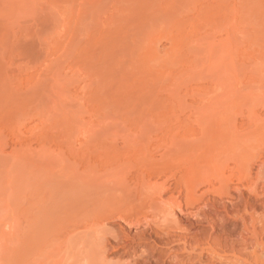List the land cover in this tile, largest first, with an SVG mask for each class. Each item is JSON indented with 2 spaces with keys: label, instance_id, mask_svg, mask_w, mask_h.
Listing matches in <instances>:
<instances>
[{
  "label": "rangeland",
  "instance_id": "374dc122",
  "mask_svg": "<svg viewBox=\"0 0 264 264\" xmlns=\"http://www.w3.org/2000/svg\"><path fill=\"white\" fill-rule=\"evenodd\" d=\"M155 202L229 254L263 232L264 0H0V264H168L117 245Z\"/></svg>",
  "mask_w": 264,
  "mask_h": 264
},
{
  "label": "bare ground",
  "instance_id": "6f19581e",
  "mask_svg": "<svg viewBox=\"0 0 264 264\" xmlns=\"http://www.w3.org/2000/svg\"><path fill=\"white\" fill-rule=\"evenodd\" d=\"M145 188L147 189V191L149 193H151L152 196L159 199L160 202H158V203L160 204V206H162V204H163V207L166 206V208H165L166 210H167V207L169 206L167 211H169V212L173 211V210L178 211L179 218H183V215H188L189 217L186 216L187 217L186 218L184 216V219L185 218L187 220L190 219L195 224L202 222V221H199L198 218L193 219V217L195 218L197 216V213H194L193 211L187 212V213L184 212L180 203H177V201H176L177 197L175 195L172 194L171 197L169 195L170 199L168 198L167 201L163 200V196L169 192V187L166 185V182L165 183L163 182L161 184H157V183H155L153 185L151 184L148 187L146 185ZM186 190H187V194L189 196V198L187 200L190 201L193 198H195V195H194L195 192H194L193 188L186 186ZM158 203H157V206L159 207ZM155 204H156V202L154 203V205ZM152 205H153V203H152ZM154 205L152 207H148V208H150L152 211L156 210L158 207L156 205L154 207ZM203 207L205 209L207 208L204 205H203ZM224 207H225V205H224ZM161 208L162 207H159V209H161ZM164 210L161 209L160 214H163L162 211H164ZM148 211H150V210H148ZM152 213H153L152 215H154L153 217L147 216L146 214L144 216V213H141L143 215V217H141L142 216L141 214H136V216L141 215L139 217H134V216L132 217L130 215H129L130 217L125 216L124 217L125 218L124 223L126 224V228H128V231L127 230H125L127 232L124 231V233H125V235L123 236L124 239L122 238L124 241L119 242V239H118L119 237L113 238L114 240L118 239V240H116L119 242V243L117 242L118 243L117 245L123 246L125 244V242H128V240H130L132 238L131 232H133V230L136 229L139 231H137V233H135L136 235L133 234V239L136 238V239H138L137 240L138 243L145 244V245H149L148 244L149 241L152 242V245H153L152 249L154 251V252L152 251L153 253H159V254L161 253L162 254V252L158 251V248H160V247H163V248L166 247L169 250L173 246L178 247L177 249L172 250V252L170 251L171 252L170 254H172V255H169L170 261L168 264H215V263L216 264L217 263L218 264L219 263L220 264L221 263L222 264L223 263L229 264V261L231 259L228 258L229 259L228 260L225 256H234V257H237V259L242 260V262L248 261V263L250 262L249 259L251 258L250 260L254 259V261H255V262L254 261L252 262L253 264H260V259H261L260 255L264 254V239H263L264 230H263V232L257 231L255 223H257L258 221L256 220V218L253 219L254 217H252V219H253L252 222L246 221V219H244L243 228H242L243 232L241 233V237H240V239L243 240L245 244L247 243L248 239L249 240L253 239L254 240L253 245L251 242L249 243V244H251V246L254 247V248H252L253 250L251 249V247H249L247 245L248 244L247 243L246 245L248 246V248H250V250H252L249 252L248 251L249 249L247 250L246 245L242 243L243 247L245 246L244 248L242 247L243 249L240 248L241 250H239V252H236V251H238L236 249H232V252L229 254L225 250H223V249L219 250L218 248L214 247L213 245L207 244V246H201V243L199 242V240L197 241L196 239L195 240L192 239L191 241H193V242H189V239H190L189 236L190 235L183 234L180 231V229H177L176 227H174V225H172V223L176 222V220L174 219L175 214H170L171 212L170 213H164L163 214L164 216L162 215L163 217H161L158 214L156 215V213H154V212H152ZM172 213H174V212H172ZM172 215H174V217ZM169 216H172V219H174L173 221H175V222H172V220H171V218H169ZM126 217H128V218L126 219ZM259 222L263 223V221H261V220ZM263 226H264V223H263ZM184 255H185V257H183ZM205 255L207 256V258H205ZM150 257H152V256H150ZM215 258H217V259H215ZM152 259H150L149 261L147 260L148 262L145 264H157L158 263L157 260L155 261ZM262 261L263 260H261V262ZM236 263H237V261H236ZM238 263H240V262H238ZM243 263H240V264H243ZM262 264H264V261L262 262Z\"/></svg>",
  "mask_w": 264,
  "mask_h": 264
}]
</instances>
